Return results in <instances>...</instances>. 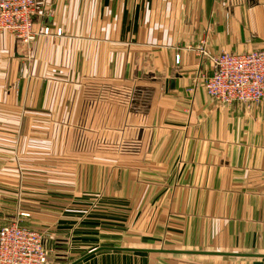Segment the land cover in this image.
Here are the masks:
<instances>
[{"label": "crops", "instance_id": "1", "mask_svg": "<svg viewBox=\"0 0 264 264\" xmlns=\"http://www.w3.org/2000/svg\"><path fill=\"white\" fill-rule=\"evenodd\" d=\"M37 2L34 28L51 35L23 46L0 33V127L9 128L0 137V227L18 212L24 226L38 207L49 222L44 209L66 207L50 204L48 186L6 178L17 175L6 165L16 156L12 85L22 48L25 127L41 128L42 141L55 122L72 129L68 144L86 145L73 152L72 171L81 177L87 161L89 181L68 190L96 211L58 218L63 229L51 237L68 236L73 263L88 255L75 264H264V114L194 85L211 73L194 50L201 41L212 56L260 47L264 0Z\"/></svg>", "mask_w": 264, "mask_h": 264}, {"label": "built area", "instance_id": "2", "mask_svg": "<svg viewBox=\"0 0 264 264\" xmlns=\"http://www.w3.org/2000/svg\"><path fill=\"white\" fill-rule=\"evenodd\" d=\"M37 7V0H0V33L12 35L23 46H29L38 37L51 35L47 25L41 31L34 28ZM52 15L49 9L46 16ZM54 34L60 36L61 29H56ZM194 50L211 65L210 74L197 76L195 87L220 104L237 103L264 114V36L260 47L244 54L209 55L205 40ZM175 62H179V56ZM49 254L50 247L43 234L22 226L19 218L0 227V264H46Z\"/></svg>", "mask_w": 264, "mask_h": 264}, {"label": "rangeland", "instance_id": "3", "mask_svg": "<svg viewBox=\"0 0 264 264\" xmlns=\"http://www.w3.org/2000/svg\"><path fill=\"white\" fill-rule=\"evenodd\" d=\"M19 51L20 52H18V59L16 60V82L12 85L15 86V94L17 96V126L11 129L14 131L13 135H15V147H11V150L16 153V156L12 160L8 161V163L10 164L6 165L7 167L12 168L14 174L17 175L11 177L9 176L6 178L18 180L19 183L27 180L29 181V184L32 183L34 186H48V192L50 194V204L54 205V203H59L60 205H66V207H56L54 205L48 209H44L49 210V212L47 213L48 217H45L43 219H47L49 222L41 221L39 216L41 214L40 207H38L37 209H31L30 212H33V214H30L29 218H27L28 220L22 222V224H24L26 228L33 229L42 233L46 238L50 247V254L46 264H70L73 263V261L79 256L78 253H75V245L73 244L72 247V242L68 240V236H66V234L63 232L59 234V237L63 239H53L51 237H55V235H57L56 229H63L61 225L57 226L56 224L58 218L70 217L74 215H81L84 218H87L91 213H94V211H96V207H80V205L76 201H84L86 199H74V193L71 190H68L71 189L79 179H87V183L89 181V177H87L84 172V168L87 167V161L81 162V177L75 176L72 171L73 163L76 165V161L73 160V152L78 151L79 148H81L80 151L84 150V148H86V145L83 143L73 144L71 142L68 144V137H71L69 138L70 141L73 140L72 129L64 128L62 131V128H57V124L55 122H53V124H50V128H48V131L46 133V136H48L45 137L43 134L42 141L39 137L41 128H37L35 126L29 128L25 127V110L27 103L26 69L25 61L23 59V49L21 48ZM2 114H0V119H2L3 117ZM55 118L56 117H54V119ZM65 118H68L67 113H65V115L61 117V119ZM33 119L37 122L40 121L41 118L40 116H33ZM8 129L9 128L0 127V137L4 136L5 133L8 134ZM83 131L80 133L81 136L84 135ZM63 136L65 137L63 138ZM64 139L65 144H63ZM1 146L2 148L4 147L3 145ZM4 150L9 151L8 149ZM28 152H31L32 155L29 158H27L26 156ZM40 153H47V157L39 158L40 156H38L37 154ZM30 166H32L33 168H48L49 172L45 176H30V172L28 170ZM32 172L40 174L37 171ZM23 196V192L18 193V199L22 198L23 200ZM58 196L62 197L64 200L57 199L56 197ZM51 197H55L54 200H51ZM21 215L22 212H18L16 217L18 216L20 220ZM71 221L72 220H70L69 222ZM68 224L69 226H71V223ZM65 228L67 227L65 226ZM52 232L54 233V235L52 234ZM81 242L89 243V238L83 237Z\"/></svg>", "mask_w": 264, "mask_h": 264}, {"label": "water", "instance_id": "4", "mask_svg": "<svg viewBox=\"0 0 264 264\" xmlns=\"http://www.w3.org/2000/svg\"><path fill=\"white\" fill-rule=\"evenodd\" d=\"M103 249H106V248H99V249L95 250L94 253L97 252V251L103 250ZM114 250H128V249H117V248H115ZM144 251L147 252L148 250H144ZM216 254H220V253H216ZM222 255H227V254H222ZM87 256H88V255L82 257L81 259H78L76 262H74V263H72V264H75V263H77V262L82 261V260H83L84 258H86Z\"/></svg>", "mask_w": 264, "mask_h": 264}]
</instances>
